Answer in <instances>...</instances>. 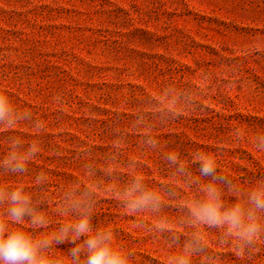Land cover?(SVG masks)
<instances>
[{"label": "rangeland", "instance_id": "obj_1", "mask_svg": "<svg viewBox=\"0 0 264 264\" xmlns=\"http://www.w3.org/2000/svg\"><path fill=\"white\" fill-rule=\"evenodd\" d=\"M240 57L248 64L232 62ZM0 86L18 110L32 114L15 131H0V156L10 137L27 146L33 122L46 124L29 172L0 179H22L48 197L55 226L63 190L86 182L84 167L93 165L102 186L93 223L110 222L118 240L137 252L135 264H167L177 249L168 247L167 233L135 230L134 220L154 217L125 214L108 190L131 180L130 162L154 188L172 182L168 151L189 162L194 175L190 157L197 150L216 153L218 170L242 185L264 175V153L251 142L264 133V0H0ZM164 92L181 96L180 119L166 110ZM237 130L246 134L239 143ZM145 132L157 149L143 144ZM112 154L118 162L109 178L104 169ZM42 170L48 183L33 187ZM175 185L187 194L179 180ZM176 203L166 198L163 209L173 222L181 215ZM217 235L208 231L207 254L221 252L222 264H264V247L241 260L215 247Z\"/></svg>", "mask_w": 264, "mask_h": 264}, {"label": "clouds", "instance_id": "obj_2", "mask_svg": "<svg viewBox=\"0 0 264 264\" xmlns=\"http://www.w3.org/2000/svg\"><path fill=\"white\" fill-rule=\"evenodd\" d=\"M168 100L167 111L177 120L181 96L162 93ZM139 118V117H138ZM32 119L29 112H21L11 102L7 90L0 86V131H15L22 121ZM46 124L35 120L32 139L25 141L18 135L10 137L7 150L0 156V176L8 174L23 177L29 165L42 151L39 137ZM246 134L235 131V142ZM254 148L264 153V133L251 141ZM143 144L158 148V140L145 132ZM118 150L119 141L114 145ZM222 151V149L218 150ZM164 160L174 167L171 183L159 188L151 187L144 175L136 171V162H130L132 178L122 188L109 186L125 214L143 216L149 214L154 221H133L135 230L167 233V245L177 249L167 258V264H222L221 252L207 254L208 231L218 233L215 247L229 249L238 259L251 261L264 247V175H258L247 185L237 183L228 174L219 171L216 153L194 151L190 163L197 166L193 174L188 164L176 151L164 154ZM116 154L106 158L105 175H116ZM97 169L84 167V183H70L62 192L55 210L60 220L53 226L46 211L49 198L29 191L21 179L10 184L0 179V264H135L137 252L117 238L110 222L93 223L98 204L97 194L102 186L94 179ZM179 180L187 194L175 182ZM48 183V171H39L32 186L42 188ZM178 201L176 210L181 213L175 222L163 214L165 199ZM183 235V240L181 239ZM71 245L67 251L61 245ZM143 264H152L145 259Z\"/></svg>", "mask_w": 264, "mask_h": 264}, {"label": "trees", "instance_id": "obj_3", "mask_svg": "<svg viewBox=\"0 0 264 264\" xmlns=\"http://www.w3.org/2000/svg\"><path fill=\"white\" fill-rule=\"evenodd\" d=\"M238 59H240V61H239ZM241 61H243L242 63H244V64H248L247 61H246V59L243 58V57L235 58V59L232 60V62H241ZM253 62H255V61H253ZM256 64H257V63H256ZM235 92H236L238 95H240V92H237V91H235Z\"/></svg>", "mask_w": 264, "mask_h": 264}]
</instances>
